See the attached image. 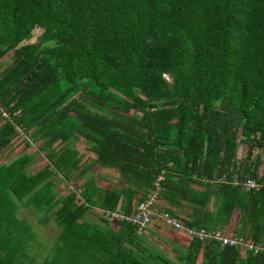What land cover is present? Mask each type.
Here are the masks:
<instances>
[{
	"label": "trees",
	"instance_id": "16d2710c",
	"mask_svg": "<svg viewBox=\"0 0 264 264\" xmlns=\"http://www.w3.org/2000/svg\"><path fill=\"white\" fill-rule=\"evenodd\" d=\"M0 108V150L25 146L0 161V264H35L20 207L59 227L36 264H264V0H0ZM160 174L158 210L242 241L169 255L104 214Z\"/></svg>",
	"mask_w": 264,
	"mask_h": 264
},
{
	"label": "rangeland",
	"instance_id": "374dc122",
	"mask_svg": "<svg viewBox=\"0 0 264 264\" xmlns=\"http://www.w3.org/2000/svg\"><path fill=\"white\" fill-rule=\"evenodd\" d=\"M40 31L39 27H35L33 29V35L37 34ZM83 142L82 141H76V145L80 148L83 149ZM25 146L24 143L21 141L20 137H15L13 138V140L11 141L10 144H8L7 146L3 147L0 150V161L4 160L5 158H9L11 156L16 155L17 153H19L20 151L24 150ZM29 151H33L34 152V156L35 159L32 163V168H37L41 163L42 160L40 159V154L39 152H37L36 147L35 146H30V148H26ZM244 151V146L243 145H239L238 147V155H240L241 153H243ZM97 169L100 168L97 167ZM58 186L61 187L63 186V182L62 180H60L58 182ZM17 212H19L20 215H25L27 216V220L31 223L32 225V229L34 232V238L29 241L27 249L28 252L31 254L30 256H32V260L33 262L39 263L41 261L42 258H44L47 254L50 253L51 248H52V244L54 241V237H55V232L58 231L59 227L55 225V223L53 221H48L46 225L44 224H38L35 220V216H33L29 210H27L24 207H20L19 211L17 209ZM18 214V215H19ZM150 225V224H149ZM230 228V225H229ZM147 234L145 236L146 240L150 238V236L152 234H156L154 227L153 226H148L147 228ZM150 233V234H148ZM173 236V235H171ZM166 237V236H164ZM168 239V236H167ZM148 241V240H147ZM168 240L162 241V240H156L153 242H150L151 244H153L157 249H161L162 251L166 252L169 255H172L174 253V251L169 247V242H167ZM181 248L180 246L177 248L179 249Z\"/></svg>",
	"mask_w": 264,
	"mask_h": 264
},
{
	"label": "built area",
	"instance_id": "2783aa9c",
	"mask_svg": "<svg viewBox=\"0 0 264 264\" xmlns=\"http://www.w3.org/2000/svg\"><path fill=\"white\" fill-rule=\"evenodd\" d=\"M161 178V174L157 176V178L153 181V187L149 189L143 199L137 202L132 213L125 214L121 210H106L104 211V214L111 218H123L135 223L137 232L143 231V229L150 223L153 216H157L165 224L171 225L174 228L182 229L188 234L195 233L200 237H203L205 235H215L221 237L222 242L225 243H237L242 241L241 237L229 236L227 234L221 233L218 229H215L213 231L205 230L203 228L195 230L189 227H185L176 217L158 210L155 203L157 201L158 191L162 188L159 182ZM246 184L253 185L254 180L252 178H248L246 180ZM243 244L253 251H258L264 247L262 243L243 242Z\"/></svg>",
	"mask_w": 264,
	"mask_h": 264
},
{
	"label": "crops",
	"instance_id": "0c3cea01",
	"mask_svg": "<svg viewBox=\"0 0 264 264\" xmlns=\"http://www.w3.org/2000/svg\"><path fill=\"white\" fill-rule=\"evenodd\" d=\"M97 167L99 166L94 167V171H95V174L96 173L98 174V181H97L98 184H105L106 182L111 181L113 178H115V174L111 169L99 167L100 168V171H99ZM99 211L95 209L90 210L89 216L95 218L98 216ZM149 224L154 227V230L156 233V234H152L150 238L147 239L148 240L147 242L149 244H151L150 242H153L156 240L158 241L160 239L162 241L168 240L167 242H169L170 248L172 247L177 248L179 246L183 247L185 245L187 235H186V232L183 231L182 229L174 228L171 225L165 224L159 217H153ZM149 224L143 230L144 236H146L147 234V230H148L147 228L148 226H150ZM167 236H168V239H167Z\"/></svg>",
	"mask_w": 264,
	"mask_h": 264
}]
</instances>
